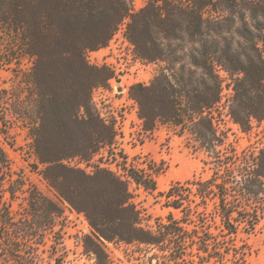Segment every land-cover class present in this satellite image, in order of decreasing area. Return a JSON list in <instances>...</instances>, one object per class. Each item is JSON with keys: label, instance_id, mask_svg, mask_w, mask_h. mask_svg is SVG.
Wrapping results in <instances>:
<instances>
[{"label": "trees", "instance_id": "obj_1", "mask_svg": "<svg viewBox=\"0 0 264 264\" xmlns=\"http://www.w3.org/2000/svg\"><path fill=\"white\" fill-rule=\"evenodd\" d=\"M123 26L138 57L161 65L150 83L129 90L143 131L170 128L213 169L206 180L159 193L182 215L155 225L133 202L130 183L155 192L160 172L129 166L117 148L121 134L93 100L114 72L86 59ZM2 70L13 75L11 87H0L2 126L28 131L41 174L60 196L22 185L24 212L4 202L3 264H42L43 237L66 218L65 203L90 223L81 244L95 264H112L107 242L138 245V264H251L248 240L264 231V147L239 151L224 115L243 131L264 120V0H146L138 10L133 0H0V81ZM98 155L92 173L67 163ZM7 158L0 149V197Z\"/></svg>", "mask_w": 264, "mask_h": 264}, {"label": "rangeland", "instance_id": "obj_2", "mask_svg": "<svg viewBox=\"0 0 264 264\" xmlns=\"http://www.w3.org/2000/svg\"><path fill=\"white\" fill-rule=\"evenodd\" d=\"M145 1L133 0L134 8L136 10L142 8ZM96 51L98 52L94 54L95 57H107L116 67L122 69L119 73L111 69L114 77L110 79L108 85L97 87L93 92L94 102L102 117L113 121L121 134L118 137L117 148L123 149L128 155L129 166L137 169L152 167L160 172L155 192L138 187V184L131 181L133 202L146 216L149 215L150 225H155L158 218H166L169 213L180 217L181 211L169 206L165 196H160L159 193L167 191L177 182H185L194 177L203 180L210 178L213 174L212 165L204 164V161H209V158L205 153L188 147L185 138L178 136L166 126H159L152 133L143 131L142 121L138 116V106L130 97L129 90L133 84L150 83L161 65L143 62L138 57L133 44L125 37V26L120 28L106 47ZM12 84V73L2 70L0 87H11ZM231 95L232 90L226 87L224 103L228 102ZM224 119L230 130L229 139L239 151L244 149L258 151L264 147V120L261 122L253 120L252 128L249 131H243L228 116L224 115ZM30 142L31 138L25 128L19 125L3 128L0 120V149L7 154L11 169L6 173L0 207H5L6 201L11 202L16 213L24 212L25 207H28L25 201L27 192L18 190L22 185L24 191L35 187L43 194L60 202L57 191L41 174L43 166L38 164L32 154ZM100 157L101 155H98L90 163L74 158L70 164L92 173L93 165L99 163ZM102 165L114 171L123 172L115 164L102 163ZM10 189L17 191L13 199L10 198ZM64 206L66 218L57 223L54 232L47 233L43 237L45 242L39 248L42 264H56L52 255H55L58 264H95L93 256H86L83 253L81 244V238L91 231L89 221L84 214L70 208L67 203ZM216 206L214 202H210L206 207ZM194 207H204V205ZM248 242L252 249L249 257L251 264H264V231L252 235ZM107 252L112 264H138V245L136 244L107 242ZM3 257L0 253L1 264L4 263Z\"/></svg>", "mask_w": 264, "mask_h": 264}, {"label": "built area", "instance_id": "obj_3", "mask_svg": "<svg viewBox=\"0 0 264 264\" xmlns=\"http://www.w3.org/2000/svg\"><path fill=\"white\" fill-rule=\"evenodd\" d=\"M98 51L96 50H88L86 52V59L87 61L91 64V65H95V66H106L112 70H114L116 73H119L122 71V69H119L118 67H116L114 65V63H112L111 61L108 60L107 57H101V58H97L94 56L95 53H97ZM96 89V88H95ZM94 92V91H93ZM94 100V98H93ZM108 120V119H107ZM117 128V127H116ZM118 129V128H117ZM73 161V159H70L69 161H67V163H71Z\"/></svg>", "mask_w": 264, "mask_h": 264}]
</instances>
